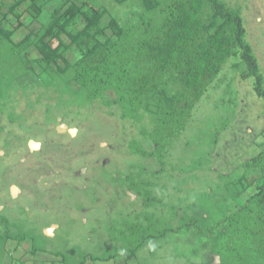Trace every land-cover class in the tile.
Wrapping results in <instances>:
<instances>
[{"label": "rangeland", "instance_id": "obj_1", "mask_svg": "<svg viewBox=\"0 0 264 264\" xmlns=\"http://www.w3.org/2000/svg\"><path fill=\"white\" fill-rule=\"evenodd\" d=\"M17 1L0 0V264H264L241 231L250 190L237 184L244 173L259 180V169L243 166L264 149V98L238 54L183 130L157 136L154 116L112 104L114 91L89 100L72 68L44 61L36 40H50L54 11L72 4L102 13L101 41L111 19L157 26L158 9L147 12L144 0ZM221 1L240 13L264 83V0ZM212 15L206 4L202 18ZM84 26L78 15L62 31L70 65L93 42H70Z\"/></svg>", "mask_w": 264, "mask_h": 264}, {"label": "trees", "instance_id": "obj_2", "mask_svg": "<svg viewBox=\"0 0 264 264\" xmlns=\"http://www.w3.org/2000/svg\"><path fill=\"white\" fill-rule=\"evenodd\" d=\"M167 2L163 6L162 0H144L147 12L158 9L163 16L157 26H150L151 20L150 23L141 21V27L150 26L149 32L140 33L139 25L125 27L111 19L108 23L111 35L103 41L96 37L100 32L97 27L101 12L93 8L84 12L75 4L64 15L56 9L45 28V33H51V39L44 41L39 37L36 48L43 60L52 62L58 71L65 72L71 67L74 81L89 100L103 91H114L112 104L128 105L133 111L144 110L153 115L157 136L183 130L186 115L213 83L226 60L236 53L255 80V93L264 98L263 77L251 46L245 41L246 32L238 11L228 8L221 0ZM206 4L213 9L208 23L201 16ZM78 15L82 16L85 26L75 33H67L70 42L76 44L84 37H90L93 42L70 65L62 54L67 46L61 34L66 24ZM56 27L58 31L52 34ZM61 59L66 62L64 68L57 63ZM172 81L179 86L175 93H170ZM72 96L77 101L78 96ZM160 139L155 141L159 147L162 146ZM243 167L245 171L259 169L260 172L259 180L253 184L248 182L245 173L237 179L242 190H250L241 207L244 222L240 228L249 234L247 240L254 241L253 250L264 254V149Z\"/></svg>", "mask_w": 264, "mask_h": 264}, {"label": "clouds", "instance_id": "obj_3", "mask_svg": "<svg viewBox=\"0 0 264 264\" xmlns=\"http://www.w3.org/2000/svg\"><path fill=\"white\" fill-rule=\"evenodd\" d=\"M121 254H123V253H121Z\"/></svg>", "mask_w": 264, "mask_h": 264}]
</instances>
